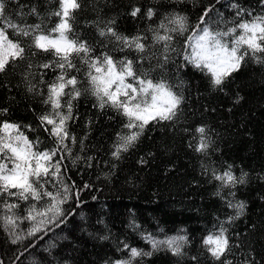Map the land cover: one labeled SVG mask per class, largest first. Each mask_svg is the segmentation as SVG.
<instances>
[{"label":"trees","instance_id":"16d2710c","mask_svg":"<svg viewBox=\"0 0 264 264\" xmlns=\"http://www.w3.org/2000/svg\"><path fill=\"white\" fill-rule=\"evenodd\" d=\"M0 2L6 6V15L22 26L39 24L47 33L60 21L54 15L60 10V0ZM78 3L80 8L73 10L70 21L72 30L67 33L70 39L85 43L92 49L93 58L108 54L117 61L126 58L136 61L134 67L139 72L165 83L182 102L173 120L150 122L138 141L115 159L113 145L118 133L128 132L123 127L126 118L111 107L100 109L96 98L83 92L73 101L75 118L68 121V130L77 143L66 141L72 151L60 154L64 155L62 173L69 188L67 201L60 205L63 214L29 236L34 223L24 218L29 206L35 204L42 211L51 201L47 197L39 202L8 198L9 202L20 204L13 211L24 219L16 221L15 231L24 238L12 243V230L5 227L2 219L6 210L0 207V264H112L129 258L127 251L120 250L122 242L152 252L151 256L136 258L132 264H215L202 242L221 228L227 229L225 234L233 245V254L228 258L234 264L245 260L264 264V63H257L249 54L238 71L221 86L213 87L206 70L186 59L192 52L189 45L202 34V28L207 27L213 34L225 32L241 18L251 20L253 16L264 15V2L78 0ZM134 7L141 9L135 17L130 14ZM149 9L154 13L151 19L147 16ZM238 11L242 17L237 15ZM178 16L185 18V31L167 33L160 28L161 23L168 28L176 27L168 21ZM107 27L129 38L140 36L145 51L129 49L109 35L100 36V31H106ZM9 35L29 48L30 38L11 31ZM156 35L172 36L167 42L170 48L167 53L166 42L157 41ZM222 39L230 43L231 37ZM33 51L35 56L31 55ZM257 55L264 57V53ZM52 59L50 53L30 49L25 60L0 73V110L7 109L0 114V121L20 125V131L29 140L39 142L40 150L55 146L39 120L50 110V105L43 103L47 84L60 70L38 65ZM29 62L33 64L31 69ZM75 63L80 72L70 70L69 74L81 81L78 87L87 88V68L79 58H75ZM41 75L45 83L40 82ZM28 81L35 85L32 92L28 91ZM200 127L205 129L203 139L208 142L204 152L195 150L202 139L196 132ZM229 170L237 178L246 174L244 183L224 187L214 179V173L223 175ZM59 188L55 181L47 185L48 191ZM229 202L245 204L243 213L231 222L229 217L236 216V209L228 207ZM149 235L157 240L187 237L183 254L174 256L166 245L153 251L144 239Z\"/></svg>","mask_w":264,"mask_h":264},{"label":"snow or ice","instance_id":"6c2138e0","mask_svg":"<svg viewBox=\"0 0 264 264\" xmlns=\"http://www.w3.org/2000/svg\"><path fill=\"white\" fill-rule=\"evenodd\" d=\"M78 8H80L78 0H60V10L54 13L60 21L45 33L39 24L22 26L14 22L6 15L5 4L0 2V73H5L10 66L15 65V62L25 60L26 53L30 49L50 53L54 57L38 67L60 70L55 79L47 84V95L43 103L50 105V110L39 116L41 127L54 140V147L40 150L39 142L29 140L20 131V125L7 120L0 121V198H3L0 207L6 210L2 219L5 227L12 230V243L14 244L24 238L15 231L17 220L26 218L34 222L33 227L27 233L32 236L48 223L55 222L63 214L60 205L67 201L69 188L64 183L62 163L64 155L72 151L66 141H70L73 145L77 143L76 137L68 130V121L75 118L73 101L77 100L83 92H90L96 98L100 109L106 106L111 107L126 118L123 127L128 129V132L117 134L112 152L115 159H119L122 152H127L138 141L150 122L173 120L182 102V98L174 94L165 83L156 82L150 79L147 73L139 72L134 67L136 61L127 58L117 61L108 54L93 58L90 56L92 49L85 43L70 39L67 33L72 30L70 23L73 19L72 12ZM140 11V8L134 7L130 14L135 17ZM153 15L152 9H149L148 18L151 19ZM237 15L242 17L240 11ZM168 22L176 27L168 28L161 23L160 28L167 33L176 31L182 33L186 30L184 17L178 16ZM201 23H204L203 17ZM10 31L17 36L30 38L29 48L26 49L19 40L11 39ZM201 32L202 34L195 37V42L189 45L192 52L186 59L195 67L206 70V74L211 76L213 87L221 86L232 73L238 71L249 54L257 63H264V57L257 55L264 53V15L253 16L251 20L241 18L225 32L213 34L207 27L202 28ZM99 34L102 37L105 35L114 37L116 41L129 49H135L141 53L145 51L146 45L141 42L140 36L131 38L122 36L112 27H107L106 31L102 29ZM223 37H231L230 43L223 40ZM155 39L166 42L165 53L170 50L167 42L171 41V35H156ZM189 40H192V37H189ZM31 55L35 56L36 52H31ZM75 58H79L81 64L87 68L85 72L87 88L78 87L81 81L76 75L69 74L70 70L80 72ZM32 67L33 64L29 62L28 68ZM25 79L27 80V76ZM40 82L45 83L42 75ZM28 83V91L32 92L35 85L31 84V81ZM64 97L67 99H63ZM6 112L7 109L0 110V114ZM196 132L201 135L202 139L195 150L204 152L208 148L207 140L203 139L205 129L200 127L196 129ZM80 144L83 145V140ZM61 153L64 155H60ZM58 156L59 158L55 159ZM76 159L79 160L80 157L77 156ZM245 176L246 174H243L237 178L230 170L225 171L223 175L214 173V179L221 181L224 187L243 184ZM51 181L60 185L55 192L47 190V185ZM45 197L51 203L47 204L42 211L37 210L35 204L30 205L27 217L24 218L17 216L13 211L19 208L20 204L9 202L8 199L39 202ZM228 207L236 209V216L229 217L228 222H231L243 213L245 204L229 202ZM226 232L227 229L221 228L218 233L209 234L203 239V246L215 264H234L233 260L228 258L233 254V245L230 238L226 236ZM144 239L151 245L153 251L166 245L174 256L183 254L182 247L187 242V237L183 235L165 240H157L149 235ZM122 243L123 247L120 250L127 251L129 258L115 260L112 264H132L138 257L152 255V252H144L142 249L130 247L126 242ZM193 259L195 260L196 257ZM242 264H251V261L245 260Z\"/></svg>","mask_w":264,"mask_h":264}]
</instances>
